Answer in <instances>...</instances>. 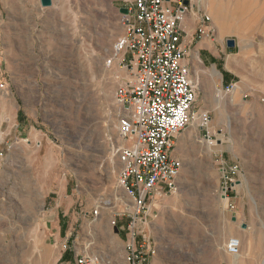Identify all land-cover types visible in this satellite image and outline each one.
Returning a JSON list of instances; mask_svg holds the SVG:
<instances>
[{
	"label": "rangeland",
	"instance_id": "374dc122",
	"mask_svg": "<svg viewBox=\"0 0 264 264\" xmlns=\"http://www.w3.org/2000/svg\"><path fill=\"white\" fill-rule=\"evenodd\" d=\"M52 1L44 8L40 0H0V264H60L74 248L127 264L126 233L118 237L112 222L124 228L121 216L132 208L115 153L122 145L115 93L128 74L106 66L125 33V3ZM213 2L226 15L216 40L225 55L235 41L226 59L242 91L229 101L223 60L192 48L197 110L209 111L212 122L175 140L182 170L177 191L154 209L150 264H264V0ZM102 43L109 52L96 67ZM234 237L237 257L226 250Z\"/></svg>",
	"mask_w": 264,
	"mask_h": 264
},
{
	"label": "built area",
	"instance_id": "2783aa9c",
	"mask_svg": "<svg viewBox=\"0 0 264 264\" xmlns=\"http://www.w3.org/2000/svg\"><path fill=\"white\" fill-rule=\"evenodd\" d=\"M127 14L120 12L125 33L112 46L106 66H117L128 77L117 88L118 137L126 142L115 153L121 164L119 185L131 201L121 221L118 237L126 233L127 264H150L154 249L151 220L154 209L177 191L176 181L182 161L174 155L175 140L192 124L202 131L212 122L209 111L197 110L200 86L192 80L189 50L183 45L186 16L197 8L200 12L199 38L216 42L217 30L205 11L204 0H124ZM236 84L225 87L231 92ZM232 174L237 172L233 168ZM226 181L231 180L222 170ZM232 181V180H231ZM228 189L224 195L228 199ZM99 214V210L95 211ZM126 219V221L124 220ZM241 240L229 239L230 256L240 253ZM71 259L60 264H108L102 257L70 250Z\"/></svg>",
	"mask_w": 264,
	"mask_h": 264
},
{
	"label": "crops",
	"instance_id": "0c3cea01",
	"mask_svg": "<svg viewBox=\"0 0 264 264\" xmlns=\"http://www.w3.org/2000/svg\"><path fill=\"white\" fill-rule=\"evenodd\" d=\"M207 4L208 3H205L204 6L208 14V12L211 10L206 8ZM123 7H125V5H121L120 9ZM200 18H201V15L197 8H193V10L190 11V13L186 16V19L184 22L185 36L183 39V45L191 53L193 50L192 48H196L200 57H202V54L205 53L210 58V60H212L214 63H217L219 61L221 62V60H223L224 62L223 71L225 74L221 73V76H222L221 86L223 87V89H225V87L231 84H235V79L232 77V74L234 73L230 70L227 59H226L227 52H228V46L226 45V55H225L223 52V49L220 48L221 45L218 41L214 43L207 38L198 39L199 38L198 28L200 25ZM202 61L206 65V60H202ZM69 259H71L70 255L69 257L68 256L65 257L66 261H68Z\"/></svg>",
	"mask_w": 264,
	"mask_h": 264
},
{
	"label": "bare ground",
	"instance_id": "6f19581e",
	"mask_svg": "<svg viewBox=\"0 0 264 264\" xmlns=\"http://www.w3.org/2000/svg\"><path fill=\"white\" fill-rule=\"evenodd\" d=\"M214 0H209L208 2H209V6H210V8H211V10H213L212 12V16H213V22H214V26L218 29V31H219V33L223 36V34H225L226 33V15L224 14V13H222L220 10H219V8L217 9V8H215V10L212 8V5H214V2H213ZM221 1H223V0H221ZM207 2V3H208ZM219 3H221V2H219ZM84 4V3H83ZM224 3H222V5H223ZM90 7V6H89ZM230 27H232V26H230ZM235 28V27H234ZM231 30H233V29H231ZM235 30V29H234ZM237 32V31H236ZM235 32V33H236ZM239 32V31H238ZM229 34V33H228ZM224 37V36H223ZM222 40V37H221V39H220V41ZM222 42V41H221ZM107 44V43H106ZM106 44H104V43H102V45H101V50H100V53L98 54V56H97V54H96V56L91 60V62L93 63V64H95V66H96V64H100L101 63V61H102V57L104 56V55H106V53L107 52H109L108 51V45H106ZM107 48V49H106ZM199 59V57H198V54H196V60H198ZM197 62V61H196ZM200 62V61H199ZM198 62V63H199ZM97 67V66H96ZM100 67V66H99ZM197 72V71H196ZM106 73H107V69H106V67L105 68H103V69H100V71H99V78H102V79H104V77H105V75H106ZM95 74V73H94ZM212 74H213V76L214 77H220V73L216 70V69H212ZM97 75V74H96ZM199 75H200V73L199 72H197L196 73V80L198 81V80H200V77H199ZM100 84V83H99ZM100 87H99V89H100V91L102 90V95H104V97H106L105 96V93L103 92V88L101 87V85H99ZM102 88V89H101ZM218 88V87H217ZM234 91L232 92V94H231V97H230V100L229 101H231V102H234V100L236 99H238L239 98V95L241 94V91H242V85H240V84H236V86L234 87V89H233ZM218 92H219V94H221V95H223L222 93V91L218 88ZM101 93V92H100ZM99 93V94H100ZM223 97H225V96H223ZM222 97V98H223ZM219 100L217 101V102H215V103H217V107H216V109L218 110H220V107H221V102H222V99H220V97L218 98ZM225 99V98H224ZM236 100H235V102H236ZM227 101V100H226ZM226 101H224V102H226ZM215 103H213L214 105H216ZM224 104H226V103H224ZM223 106V105H222ZM96 124V123H95ZM190 127H192V130L191 131H189L188 132V136L189 137H191V136H193L195 133H197L198 132V124H192ZM93 137V136H92ZM122 142V141H121ZM126 142H122V145L121 146H123L124 144H125ZM212 144L211 143H208V153H211L212 152V149H211V146ZM40 199V198H39ZM106 205H111V202L110 201H106ZM102 224H101V222L97 225V227L98 228H101L102 226H101ZM239 255V254H238ZM238 255H236V256H233V257H237ZM108 259H109V261L106 259V262H108V264H114L113 263V260H112V258L110 257V256H108ZM232 261V260H231Z\"/></svg>",
	"mask_w": 264,
	"mask_h": 264
},
{
	"label": "water",
	"instance_id": "95a60500",
	"mask_svg": "<svg viewBox=\"0 0 264 264\" xmlns=\"http://www.w3.org/2000/svg\"><path fill=\"white\" fill-rule=\"evenodd\" d=\"M41 2V6L44 7V8H48V7H51L53 5V1L52 0H40ZM121 13L123 14H127V9H121L120 10ZM235 45V41L234 40H230L228 41V47L229 48H232L234 47ZM115 233L116 234H119V229L118 228H115Z\"/></svg>",
	"mask_w": 264,
	"mask_h": 264
},
{
	"label": "trees",
	"instance_id": "16d2710c",
	"mask_svg": "<svg viewBox=\"0 0 264 264\" xmlns=\"http://www.w3.org/2000/svg\"><path fill=\"white\" fill-rule=\"evenodd\" d=\"M65 257H66V256H65ZM65 257H64V258H65Z\"/></svg>",
	"mask_w": 264,
	"mask_h": 264
}]
</instances>
